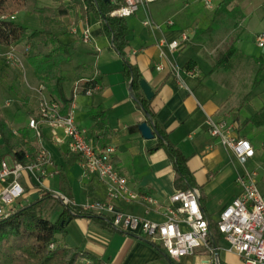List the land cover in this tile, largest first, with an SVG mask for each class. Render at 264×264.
I'll list each match as a JSON object with an SVG mask.
<instances>
[{"label": "crops", "instance_id": "crops-1", "mask_svg": "<svg viewBox=\"0 0 264 264\" xmlns=\"http://www.w3.org/2000/svg\"><path fill=\"white\" fill-rule=\"evenodd\" d=\"M162 1L165 2L141 5L136 13L125 18L130 31L126 57L140 69L155 92L151 106L156 118L170 140L189 157L194 187L200 193L203 212L215 234L220 214L241 193L236 182L239 174L257 171L258 186L264 193V80L255 83L259 69L264 75V50L253 52L247 38L249 33L258 46L256 36L264 32V0H213L212 7L206 6L209 9L201 14L187 9L189 0H182L185 4L179 0ZM53 2L54 7L58 5ZM84 29L89 31L87 41L83 38ZM53 30L61 41L73 44L72 58L81 50L76 45L79 41L87 46L86 54L96 58L94 62L77 65L71 64V59L60 66L62 75L73 76L72 95L66 96L71 99L69 109L74 111L77 124L97 142L89 112L93 106H102L108 117L109 145L115 147V166L128 177L135 190L152 195L161 204L154 207L119 201L118 207L153 221H164L165 203L177 190L176 172L166 150L154 149L158 138H145L139 130L146 114L137 106L130 83L124 77L123 59L109 39L106 47L102 43L103 47L100 46L101 23L93 13L82 17L81 10L73 7L68 15L57 18ZM183 33L189 39L178 50H171L167 43L180 40ZM66 36L73 40L71 37L64 40ZM231 48H234L233 56L218 66L219 59ZM174 63L193 69L195 75L182 73L184 82L181 83L171 71ZM78 66L82 67L80 78L75 77ZM95 78L100 82L88 95L83 84ZM44 91L50 95L45 87ZM208 117L231 125L230 137L250 140L255 156L245 164L239 162L229 147L211 135ZM57 147L58 150H53L56 156L49 149L60 173L46 179L44 184L62 194L67 191L76 203L105 200V183L97 176H84L80 158L64 151L61 145ZM69 163L79 174L75 190V184L68 177ZM101 221L75 218L68 225L63 242L92 253L103 264H171L146 237L116 230ZM216 243L221 247L218 251L221 264H244L237 253L228 249L223 235ZM175 260L180 264H206L198 256L187 255Z\"/></svg>", "mask_w": 264, "mask_h": 264}, {"label": "built area", "instance_id": "built-area-1", "mask_svg": "<svg viewBox=\"0 0 264 264\" xmlns=\"http://www.w3.org/2000/svg\"><path fill=\"white\" fill-rule=\"evenodd\" d=\"M111 1L120 6L110 16L126 18L136 13L141 5L160 0ZM201 1L207 7L213 5V0ZM2 18L15 20V14ZM169 23L173 24V21ZM83 38L84 41L89 39L87 29L83 30ZM188 39L189 35L183 33L180 40L174 39L167 44L176 51ZM256 42L259 47H264V32L257 34ZM10 58H13L12 55ZM157 69H162V66H157ZM171 71L181 83L184 82L182 73L195 75L193 69L182 68L176 63L172 64ZM77 88H74L75 92ZM96 88H86L85 93L91 95ZM38 93L36 111L30 115L27 125L32 141L37 144L36 155L24 163L11 154H0V219L11 215L18 206L16 200L23 198L33 187L39 195L49 190L64 203L70 201L64 194L44 184L46 179H52L60 173L54 155L44 141L46 138L57 146L67 144V150L80 158L83 175L97 176L105 183L107 198L82 204L86 209L109 217L116 230L140 234L160 245L172 259L190 255L204 258L206 264H221L218 256L221 247L212 238L211 224L203 212L196 187L176 190L171 194L165 203V220L161 222L123 211L117 205L119 201L141 202L154 207H160L161 204L152 195L132 187L128 177L115 166L113 145L101 150L88 137L87 130L77 124L72 109L68 107L65 110L60 100L44 93L43 86ZM207 124L211 135L229 147L239 162L245 164L255 156L256 151L250 140L229 136L231 125L213 117L207 118ZM17 130L14 129V133L19 135ZM257 176L255 170L238 175L236 182L241 193L224 209L217 222L218 231L227 241L228 249L237 253L244 264H264V193L258 186ZM23 177L26 185L21 184ZM83 260L85 264H93L88 259Z\"/></svg>", "mask_w": 264, "mask_h": 264}, {"label": "trees", "instance_id": "trees-1", "mask_svg": "<svg viewBox=\"0 0 264 264\" xmlns=\"http://www.w3.org/2000/svg\"><path fill=\"white\" fill-rule=\"evenodd\" d=\"M57 6H41L39 0H0V47L11 48L21 41L30 48L26 58L33 68L35 77L44 85L52 97L63 103L64 109H68L71 99L64 91L66 77L61 74V63L71 61V43H64L55 34L53 27L58 17L69 14L73 7L79 8L82 17L93 13L101 23V33L106 35L112 48L123 59V74L130 83L133 97L137 106L146 114V122L151 126L158 144L154 149L164 148L176 172L175 187L177 190H186L194 187V176L189 168V157L177 147L169 138L166 130L156 118L151 106L152 99H148L140 85L143 75L140 69L128 61L126 49L129 45V28L125 18L112 17L110 13L119 3L111 0H55ZM35 13L40 18L41 28L29 30L24 25L11 19H3L2 16L14 14L18 11ZM47 50L44 51L43 49ZM234 48L229 49L218 61V66L229 59ZM263 68L262 66L260 67ZM82 67L78 66L76 78H80ZM264 80L259 69L255 83ZM99 79L95 78L83 84L86 88L97 86ZM30 114L33 112L30 111ZM90 118L94 121L93 133L97 135V146L103 150L109 145L110 129L105 109L100 106H93L89 112ZM19 135L14 133V127L7 118L0 112V141L6 153L13 155L17 160L27 163L31 161L37 152V144L33 142L26 128L17 130ZM29 139V142H26ZM5 153H1L4 155ZM114 161V159H113ZM69 198L64 203L52 191L44 190L38 197L25 204H18L15 211L0 219V264H79L82 258L93 260V264H103L92 253L83 251L78 247H69L64 242L67 234V227L72 220L78 217H86L95 220H102L112 227L111 219L101 213L86 209L82 204L73 201V197L65 191L63 193ZM56 200L61 209L56 219L52 220L43 215L42 208L46 202ZM216 233L212 238L216 242L222 234L215 225ZM171 264H180L166 254L164 249L149 239ZM53 245V246H52ZM83 263V262H81Z\"/></svg>", "mask_w": 264, "mask_h": 264}, {"label": "rangeland", "instance_id": "rangeland-1", "mask_svg": "<svg viewBox=\"0 0 264 264\" xmlns=\"http://www.w3.org/2000/svg\"><path fill=\"white\" fill-rule=\"evenodd\" d=\"M169 1L170 0H165V2ZM162 2L165 3L164 1ZM178 2L181 3L182 0H179ZM53 3V0L40 1L41 6H53ZM182 3L185 4V2ZM189 5L190 7L187 9L192 11L194 14H201L209 9L205 6V4H203L201 0H189ZM171 8H169V10ZM177 8H179V6ZM16 18L18 23L24 25L29 30L41 28L40 18L35 13H30L25 10L18 11ZM70 37L71 36H66L64 37V40H70ZM100 37L102 38V40H100V46L103 47L102 44H104L106 47L109 43V38L102 33ZM247 38L250 39V49L253 50V52L264 50V48H259L256 45L254 38L251 39L249 33H247ZM76 45L77 47L81 46V50H77L74 53L71 64L74 63L77 65L95 61L96 58L94 55L89 53L86 54L84 51V48L86 49L87 46L82 41H79L76 43ZM43 50L46 51L47 49L44 48ZM28 52H30V48L25 43V41H21L18 45L11 48H0V112L7 118L9 122H11L14 129L27 127L31 115L29 112L33 111L34 113V111H36L37 99L40 95L38 90L41 88V86L34 75L33 68L26 58ZM11 55L13 58H10ZM232 56L233 54L231 57ZM72 87L73 76L70 73L66 75V81L64 82V90L68 97L72 95ZM44 93L49 95L46 91H44ZM46 133L48 134V132ZM44 141L47 144V147L52 151L58 150L57 145L50 142L49 139L45 138ZM2 145L3 144L0 141V154L6 153V148H3ZM61 148L64 151H67V144L61 145ZM55 151H53V153L56 156ZM68 166L69 167L67 171L69 180L71 179L70 182L72 181L75 184L74 190L78 189L77 181L79 179V174L77 168L73 167L71 163H69ZM21 184L26 185L25 177L22 178ZM34 193H36V190L33 187V189L27 192L23 198L17 199L16 203L25 204L34 197H38V195H35ZM42 212L46 217L52 220L56 219L59 214V203H57L56 200H50L46 202L42 208ZM79 264L85 263L83 262Z\"/></svg>", "mask_w": 264, "mask_h": 264}, {"label": "water", "instance_id": "water-1", "mask_svg": "<svg viewBox=\"0 0 264 264\" xmlns=\"http://www.w3.org/2000/svg\"><path fill=\"white\" fill-rule=\"evenodd\" d=\"M140 85H141V88H142L145 96L148 99H153V97L155 96V92L153 91L152 87L149 85L147 80L143 78L140 81ZM139 130H140L141 134L143 135V137H145V138H153L155 136L153 129L151 128V126L146 121L142 122L139 125Z\"/></svg>", "mask_w": 264, "mask_h": 264}]
</instances>
